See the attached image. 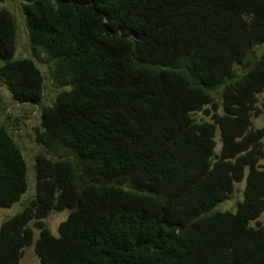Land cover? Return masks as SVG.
<instances>
[{"label": "trees", "instance_id": "16d2710c", "mask_svg": "<svg viewBox=\"0 0 264 264\" xmlns=\"http://www.w3.org/2000/svg\"><path fill=\"white\" fill-rule=\"evenodd\" d=\"M23 1L31 49L62 88L36 139L68 154L36 155V194L1 224L0 264L32 246L35 264H264V225H250L264 213V127L251 129L264 0ZM16 51V19L0 8V79L40 103L43 74ZM242 181L236 210H216ZM27 188L0 126V208ZM62 211L55 236L44 220Z\"/></svg>", "mask_w": 264, "mask_h": 264}, {"label": "rangeland", "instance_id": "374dc122", "mask_svg": "<svg viewBox=\"0 0 264 264\" xmlns=\"http://www.w3.org/2000/svg\"><path fill=\"white\" fill-rule=\"evenodd\" d=\"M23 0H0V8H6L16 19L17 23V51L15 59L32 58L44 77V92L43 99L37 104H24L15 101L7 89L5 83L0 79V97L2 100V108L0 111V126H4L10 135L13 137L19 146L27 166V181L28 188L23 194L20 201L15 203L10 208H0V226L10 219L15 214L19 213L24 205L34 198L35 189V174L34 161L39 153H46L52 158H66L68 152L64 150H49L40 144L36 139V130L40 129L41 114L44 107L51 105L57 96V93L62 89L50 77L49 64L45 61V55L38 53L37 56L31 49L29 37L26 29L25 18L22 12ZM1 64V62H0ZM258 115L251 119V129H260L264 127V92L259 95ZM198 121H210V115L204 112H199L194 115ZM216 152L220 151V140L217 135ZM264 144V140H263ZM264 164V161H261ZM245 181L235 185L233 194L224 202L216 207L220 211H235L237 203L242 200ZM68 217V211L53 212L45 220L46 226L52 234L58 236V226ZM264 225V213L256 220L250 223L256 227ZM32 226V224H31ZM33 227V226H32ZM35 239L38 237V231L34 230ZM39 263V259L34 252V247L24 249L20 264H35Z\"/></svg>", "mask_w": 264, "mask_h": 264}]
</instances>
